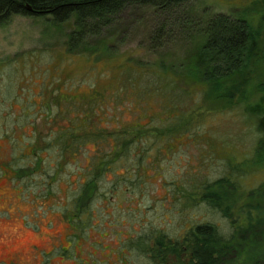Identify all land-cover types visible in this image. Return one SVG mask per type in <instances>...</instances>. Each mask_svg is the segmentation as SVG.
Masks as SVG:
<instances>
[{
  "label": "rangeland",
  "instance_id": "obj_1",
  "mask_svg": "<svg viewBox=\"0 0 264 264\" xmlns=\"http://www.w3.org/2000/svg\"><path fill=\"white\" fill-rule=\"evenodd\" d=\"M254 1L190 0L184 9L201 17L231 14L253 7ZM143 16L142 22L133 23L128 16L119 24L117 37L126 25L131 28L124 41L115 43L120 53L116 61L129 58L156 67L159 59L181 60L190 43L177 40L165 49H150V15ZM71 27V21L53 24L29 15H13L0 25V264H157L145 249L158 231L177 238L191 225L209 222L223 234L231 232L232 218L241 223L237 208L250 201L247 191L264 181V170L253 167L240 179L242 189L230 194L227 188L235 201L231 219L200 195L205 183L252 154L258 136L255 119L235 101L176 102L191 110L183 121L197 133L185 129L183 135L162 139L156 143L161 152L155 146L150 160L143 159L138 168L137 152L112 156V169L100 175L95 193L77 214L76 198L91 177L90 157L99 155L98 147L88 143L77 153L62 150L59 143L48 147L53 130L72 126L80 117L74 102L90 101L95 89L102 91L109 99L102 105L108 116L99 126L107 130L117 126L115 118L126 122L141 113L146 123L164 115L162 95L140 96L132 105L127 93L116 103L117 75L112 72L117 69L103 59L69 55L64 42ZM110 39L113 45L116 38ZM93 125L76 134L90 133ZM260 204L264 206V199ZM141 237L137 242L144 245L138 247ZM248 240L232 263L264 264V234Z\"/></svg>",
  "mask_w": 264,
  "mask_h": 264
},
{
  "label": "trees",
  "instance_id": "obj_2",
  "mask_svg": "<svg viewBox=\"0 0 264 264\" xmlns=\"http://www.w3.org/2000/svg\"><path fill=\"white\" fill-rule=\"evenodd\" d=\"M188 1L0 0V25L13 15L44 17L53 24L71 21L72 27L64 42L65 51L92 62L103 59L111 68L117 69L112 72L117 75V86L113 92L116 103L127 93L131 95L132 105L139 103L137 97L162 95L160 105L164 116L150 117L144 123L141 121L144 115L136 111L140 113L138 118L126 122L115 118L113 121L117 126L107 130L99 124L107 114L102 105L108 104L109 99L95 89L90 101L74 102V111L80 117L72 126L53 130L48 147L59 143L62 150L68 147L70 152L74 149V153L88 143L98 147L99 155L90 157L91 177L86 178L83 192L76 198L79 205L77 214L82 211L80 205L95 193L100 175L112 169V156L118 154L119 157L120 151L121 156L137 152L134 167L137 165L138 168L143 165V159L150 160L153 148L162 139L174 134L183 135L185 129L197 133L190 128L191 123L188 125L183 121V116L191 110L175 104L184 99L193 105L207 100L235 101V106L255 119L258 133L249 158L229 166V172L205 183L201 200L231 219L235 204L230 197L231 192L242 189L240 179L254 171L253 167L264 170V0L254 1L253 7L251 4L243 6L237 13L205 15L204 11V17L185 10L184 4ZM145 12L151 20L148 47L157 51L177 40L186 41L190 48L181 60L167 63L159 59L156 67H152L154 63H139L129 58L123 62L116 61L120 53L115 43L124 41L131 28L126 25L121 36L117 37L119 24L123 20L126 23L125 17L128 16L133 17V23L142 22ZM115 38L114 44H110L109 39L113 41ZM256 93L260 94L259 98L252 99ZM164 97L169 100H164ZM146 107L147 103L140 110L144 111ZM92 125L95 128L90 133L76 134ZM146 129L155 133L148 134ZM154 151L161 152L160 146H156ZM227 188L231 190L230 194ZM247 193L250 201L237 208L241 223L236 224L239 220L232 218L231 232L223 234L209 222L195 223L177 238L158 231L145 251H149V256L157 260V264H236L232 261L240 255L247 240L264 234V206L260 204L264 199V181ZM257 212L262 216H257ZM78 217L71 219L77 220ZM141 239L135 242L138 247L144 245L137 242ZM232 253L233 257L230 256Z\"/></svg>",
  "mask_w": 264,
  "mask_h": 264
},
{
  "label": "water",
  "instance_id": "obj_3",
  "mask_svg": "<svg viewBox=\"0 0 264 264\" xmlns=\"http://www.w3.org/2000/svg\"><path fill=\"white\" fill-rule=\"evenodd\" d=\"M29 8V7H28Z\"/></svg>",
  "mask_w": 264,
  "mask_h": 264
}]
</instances>
